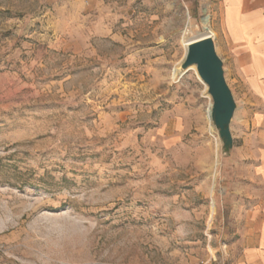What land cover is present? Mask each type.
Returning <instances> with one entry per match:
<instances>
[{
    "label": "rangeland",
    "instance_id": "1",
    "mask_svg": "<svg viewBox=\"0 0 264 264\" xmlns=\"http://www.w3.org/2000/svg\"><path fill=\"white\" fill-rule=\"evenodd\" d=\"M223 9L0 0V264L240 263L261 131L236 100L223 157L208 89L181 73Z\"/></svg>",
    "mask_w": 264,
    "mask_h": 264
},
{
    "label": "crops",
    "instance_id": "2",
    "mask_svg": "<svg viewBox=\"0 0 264 264\" xmlns=\"http://www.w3.org/2000/svg\"><path fill=\"white\" fill-rule=\"evenodd\" d=\"M224 9L216 49L224 61L227 82L235 100L241 102L253 129L264 144V0H223ZM216 43V42H215ZM257 140V138L255 139ZM237 156L251 158L245 149ZM246 155V157L244 155ZM246 166L247 179L257 190L240 219L245 250L239 264H264V146ZM250 190V189H249Z\"/></svg>",
    "mask_w": 264,
    "mask_h": 264
},
{
    "label": "water",
    "instance_id": "3",
    "mask_svg": "<svg viewBox=\"0 0 264 264\" xmlns=\"http://www.w3.org/2000/svg\"><path fill=\"white\" fill-rule=\"evenodd\" d=\"M195 66L199 79L211 98L210 121L222 142L223 157L234 147L231 125L237 110L234 94L227 82L224 61L218 55L215 39L207 36L191 43L181 65V73Z\"/></svg>",
    "mask_w": 264,
    "mask_h": 264
},
{
    "label": "bare ground",
    "instance_id": "4",
    "mask_svg": "<svg viewBox=\"0 0 264 264\" xmlns=\"http://www.w3.org/2000/svg\"><path fill=\"white\" fill-rule=\"evenodd\" d=\"M202 24H203V26L205 27V30L207 31V34H208V26H209V16H204V18L202 19ZM212 34V35H211ZM209 36H212L214 39L216 38V34H215V32H209V34H208ZM194 68H190L189 70H193ZM207 118L209 119V121H210V108H209V110L207 111ZM212 216V215H211Z\"/></svg>",
    "mask_w": 264,
    "mask_h": 264
}]
</instances>
